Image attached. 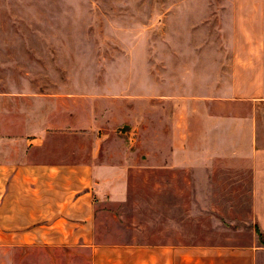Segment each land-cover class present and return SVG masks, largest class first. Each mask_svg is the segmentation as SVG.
<instances>
[{"label":"rangeland","instance_id":"obj_1","mask_svg":"<svg viewBox=\"0 0 264 264\" xmlns=\"http://www.w3.org/2000/svg\"><path fill=\"white\" fill-rule=\"evenodd\" d=\"M262 37L264 0H0V93L27 95L32 114L63 127L67 120L85 127L94 123L89 134L72 133L64 145L72 141L87 151L96 137L105 136L112 149L107 162L130 150L145 162L153 145L164 167L172 125L184 116L182 101L202 97L200 89L217 83L230 89L233 56L247 53L245 39ZM181 188L160 186L152 208L150 186H132L127 206L105 209L138 229L126 234L125 227L106 219L114 226L104 227L100 239L162 243L179 235L211 244L230 239L216 211L210 213L217 218L207 216L201 226L197 218L183 217ZM231 188L219 187L220 193L230 195ZM241 190L232 191L240 199L221 204L211 200L213 187L203 195L208 206L228 211L246 204L247 187ZM187 192L191 196L192 187ZM183 225L186 232L176 234ZM0 264H91V251L24 245L16 236L9 245L0 239Z\"/></svg>","mask_w":264,"mask_h":264},{"label":"crops","instance_id":"obj_2","mask_svg":"<svg viewBox=\"0 0 264 264\" xmlns=\"http://www.w3.org/2000/svg\"><path fill=\"white\" fill-rule=\"evenodd\" d=\"M242 44L247 53L233 56L230 89L217 83L200 89L202 97L182 101L184 116L172 125L164 167L153 145L145 162L132 150L107 162L112 149L105 136L96 137L87 151L72 141L64 145L72 133L89 134L94 123L85 127L67 120L63 127L32 114L27 95L0 93V239L9 245L19 236L24 245L87 249L91 264H264V37ZM137 185L150 186L152 208L160 186L182 187L177 195L187 207L183 217L193 216L201 226L207 216H218L231 238L214 244L190 243L179 235L162 243L100 239L106 219L125 227L126 234L138 229L105 209L127 206ZM206 187L214 188L211 200L220 204L240 199L232 191L247 187L246 204L228 211L210 207ZM219 187H232L231 194H221ZM211 210L220 215L211 216ZM183 227L175 233L184 234Z\"/></svg>","mask_w":264,"mask_h":264}]
</instances>
